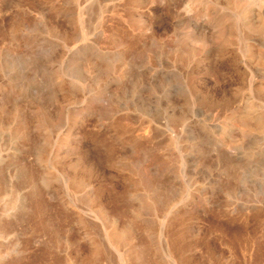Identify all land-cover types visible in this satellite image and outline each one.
I'll return each instance as SVG.
<instances>
[{
    "label": "rangeland",
    "instance_id": "1",
    "mask_svg": "<svg viewBox=\"0 0 264 264\" xmlns=\"http://www.w3.org/2000/svg\"><path fill=\"white\" fill-rule=\"evenodd\" d=\"M210 1L0 0V264H264V0Z\"/></svg>",
    "mask_w": 264,
    "mask_h": 264
},
{
    "label": "bare ground",
    "instance_id": "2",
    "mask_svg": "<svg viewBox=\"0 0 264 264\" xmlns=\"http://www.w3.org/2000/svg\"><path fill=\"white\" fill-rule=\"evenodd\" d=\"M211 1H213V0H211ZM211 1H210V2H211ZM216 1H217V0H216ZM218 1H219V0H218ZM208 2H209V1H208ZM227 2H229V0H228ZM234 2H235V1H234ZM229 3L231 4V1H230ZM210 4H211V3H210ZM224 4H225V3H224ZM217 5H218V4H217ZM238 5H239V4H238ZM238 5H237V6H234V7L232 6L233 9H231V10H232V11L236 10L237 13H241ZM215 6H216V5H215ZM218 6H219V5H218ZM224 6H225V5H224ZM227 6H228V3H227ZM220 7H221V6H220ZM240 8H241V7H240ZM243 11H244V10H243ZM242 15H243V14H242ZM245 15H247V14H244L243 16L245 17ZM255 18H256V17H255ZM226 19H227V18H226ZM246 22H247V21H246ZM260 23H262V22H260ZM262 24L264 25V22H263ZM255 25H256V23H255ZM259 25H260V26H259ZM259 25H258V26H255V27H252V26H249V25H248V27H247L246 25H244V26L247 27L248 30H250V31H251V30H254V31H256V32H257L258 30H259V31H262V30L264 31V27H263L261 24H259ZM245 27H244V29H247V28H245ZM244 29H243V30H244ZM250 31H249V32H250ZM222 33H224V32L222 31V32H221V35H219V36L217 35V36L220 38V41H221V45H222V46L227 45L229 42L232 43L233 41H234V44H235L236 39H234L233 41H232V40H229V38H227V37H226L225 35H223ZM245 33H246V32H244V35H245ZM251 33H252L253 35L256 34V33L254 34L253 32H251ZM246 34H247V33H246ZM259 34H261V33H259ZM257 36H259V35H257ZM242 37H243V36H242ZM219 38H218V39H219ZM248 38H249V37H248ZM253 38H254V37H253ZM243 40H244V39H243ZM256 40H257V39H256ZM245 41H246V40H245ZM250 42H251V41H250ZM250 42H249V43H250ZM231 43H230V45H231ZM232 44H233V43H232ZM251 44H252V43H251ZM253 45H254V44H253ZM253 45H251V46L254 47ZM249 46H250V44L248 45V47H249ZM255 46H256V45H255ZM256 47H257V46H256ZM223 49H224V48H223ZM219 50H220V49H219ZM253 50H254V49H253ZM223 52H224V51H223ZM251 52H252V51H251ZM251 52H250V53H251ZM221 53H222V49H221ZM226 53H228V52H226ZM226 53H225V54H226ZM223 54H224V53H223ZM228 54H229V53H228ZM232 54H233V53H232ZM252 54H253V52H252ZM226 55H227V54H226ZM229 55H230V54H229ZM233 56H234V54H233ZM230 57H231V56H230ZM234 57H235V56H234ZM235 58H236V57H235ZM237 59H238V58H237ZM234 62H235V61H234ZM234 62H233V63H234ZM229 65H230V64H229ZM233 67H234V66H233ZM235 67H236V66H235ZM236 71H237V70H236ZM258 89H261V88H258ZM236 91H237V90H236ZM255 91H256V90H255ZM258 91H259V90H258ZM235 98H236V97H234V99H235ZM261 122H262V121H261ZM25 123H26V122H25ZM26 124H27V123H26ZM25 126H27V125H24V127H25ZM263 126H264V125H263ZM258 127H260V125H259ZM27 128H28V127H27ZM262 128H263V127H262ZM25 131H26V130H25ZM20 132H21V131H20ZM27 135H28V133H27ZM21 136H24V135L21 134ZM23 138H24V137H23ZM87 155H88V154H87ZM88 157H89V156H88ZM80 158H81V157H80ZM84 158H85V157H84ZM82 159H83V157H82ZM88 160H89V159H88ZM89 161H90V160H89ZM76 163H77V162H76ZM81 163H82V162H81ZM86 163H87V162H86ZM84 164H85V163H84ZM87 165H88V164H87ZM80 166H82V164H81ZM82 168L85 169L86 167L82 166L81 169H82ZM86 169H88V168H86ZM79 170H80V169H79ZM79 170H78V171H79ZM90 170H91V169H90ZM86 171H87V170H85V172H86ZM85 172H84V174H83L84 176H85V174H86ZM77 173H78V172H76L75 170H73V171H72V174H71V177H70V175L67 173L68 176H69V178H70V180H69V184H70L72 187L77 186V188H78V186H80V188H81L82 182L80 181V178H81L82 176L79 177L78 175H80V174H77ZM79 173H80V172H79ZM65 175H66V174H65ZM89 175H90V174H89ZM86 177H87V176H86ZM86 177H84V178H86ZM66 178H67V177H66ZM67 179H68V178H67ZM82 180H83V179H82ZM85 180H86V179H85ZM85 180H84V181H85ZM150 180H151V179H150ZM150 180H148V181H150ZM67 182H68V181H67ZM152 182H155V181H152ZM152 182H150V183H152ZM156 182H157V181H156ZM163 182H165L166 184L163 183ZM83 183H84V182H83ZM85 183H86V182H85ZM157 183H158V182H157ZM157 183H156V184H157ZM161 183H162V184H160V182H159L158 186H157V185H153V184H151V188L149 187V188H150L149 191H150V194H151V196H152L151 198H152V200H153V202H151V204H156V203L159 204V203L163 200L162 198H163V196H164V195H163L164 192H162V190H163V188L167 185V182H166V180L164 179V181H161ZM164 184H165V186H164ZM83 185H84V184H83ZM85 185H86V184H85ZM85 185H84V186H85ZM67 186H69V185H67ZM88 186H89V184H88ZM88 186H85V188H87ZM163 186H164V187H163ZM77 188H73V189H77ZM71 189H72V188H71ZM83 189H84V188H83ZM89 189H90V188H89ZM143 189H144V188H143ZM165 189H166V188H165ZM90 190H91V189H90ZM90 190H89V191H90ZM31 191H32V190H31ZM35 191H36V190H35ZM73 191H74V190H73ZM77 191H78V189H77ZM79 191H80V189H79ZM144 191H145V190H144ZM86 192H88V191H85V194H86ZM28 193H29V192H28ZM77 193H78V192H77ZM145 193H146V192H145ZM37 194H38V193L36 192V195H37ZM94 194H95V193H94ZM150 194H149V195H150ZM166 194H167V191H166ZM22 195H23V194H22ZM32 195H33V194L31 193V196H32ZM38 195H39V194H38ZM38 195H37V196H38ZM86 195H87V194H86ZM86 195H85V196H86ZM92 195H93V194H92ZM143 195H144V197H145V194H143ZM167 195H168V194H167ZM167 195H165V196H167ZM27 196H28V195H27ZM83 196H84V195H83ZM94 196H95V195H93V198H94ZM147 196H148V195H147ZM28 197H29V196H28ZM73 197H74V196H73ZM96 197H97V196H96ZM32 198H33V197H32ZM34 198H35V195H34ZM34 198H33V199H34ZM87 198H88V196H87ZM151 198H150V199H151ZM23 199H24V198H23ZM85 199H86V198L84 197V200H83L84 202H85ZM88 199H89V198H88ZM94 199H95V198H94ZM164 199H165V198H164ZM25 200L27 201L28 199H25ZM29 200H30V199H29ZM29 200H28V201H29ZM31 200H32V199H31ZM31 200H30V202L32 203ZM35 200H36V199H35ZM95 200H97V198H96ZM95 200H94V201H95ZM143 200H144V199H142V201H143ZM167 200H169V199H167ZM86 201H88V200L86 199ZM91 201H93V199H92ZM142 201H141V202H142ZM150 201H151V200H150ZM170 201H172V200H170ZM23 202H24V201H23ZM30 202H27V203L30 204ZM98 202H99V201H98ZM148 202H149V199H148ZM166 202H167V201H166ZM166 202H165V205H166ZM92 203L96 204L95 202H91V205H92ZM23 204H24V203H23ZM28 204H27V205H28ZM142 204H144V203H142ZM158 204H157V207L159 208V211H160L161 208L158 206ZM160 204H161V203H160ZM9 205H10V204H9ZM24 205H25V204H24ZM24 205H23V207H26V208H27V206H24ZM84 205H89V204L86 203V204H84ZM98 205H99V203H98ZM151 206H152V205H151ZM161 206H162V205H161ZM166 206H167V205H166ZM7 207H9V206L7 205L6 208H7ZM29 207H32V205H30ZM29 207H28V209H29ZM91 207H92V209H93V206H91ZM169 207H171V205H169ZM4 208H5V207H4ZM34 208H35V207H34ZM86 208H87V207H86ZM155 208H156V207H155ZM171 208H172V207H171ZM171 208H170V209H171ZM173 208H174V207H173ZM8 209H9V208H8ZM23 209H24V208H23ZM84 209H85V206H84ZM142 209H143V208H142ZM148 209H149V208H148ZM148 209H147V210H148ZM11 210H12V209H11ZM29 210H31V209H29ZM29 210H28V211H29ZM32 210H33V207H32ZM85 210H86V212H87V209H85ZM97 210H100V209L97 208ZM155 210H156V209H155ZM26 211H27V210H26ZM83 211H84V210H83ZM95 211H96V210H95ZM101 211H102V210H101ZM136 211H137V210H136ZM157 211H158V210H157ZM161 211H162V209H161ZM161 211H160V213H159V212H158V213L161 214ZM166 211H168V210H166ZM4 212H5V211H4ZM86 212H85V213H86ZM89 212H90V211H89ZM92 212H93V210H92ZM92 212H91V213H92ZM139 212H141V211H139ZM151 212H152V211H151ZM162 212H164V211H162ZM174 212H177V211H174ZM2 213H3V212H2ZM170 213H171V212H170ZM177 213H178V212H177ZM3 214H4V213H3ZM9 214H10V213H9ZM155 214H156V213H155ZM168 214H169V213H168ZM11 215H12V214H11ZM21 215H22V214H21ZM21 215H20V216H21ZM23 215H25V214H23ZM91 215H92V214H91ZM91 215L89 214L90 217H92ZM98 215H99V213H98ZM157 215H158V214H157ZM12 216H13V215H12ZM12 216H11V218H8V219L12 220V219H13ZM16 216H17V215H16ZM87 216H88V215H87ZM134 216H135V215H134ZM134 216H133V218H132L133 220H134ZM173 216H174V215H173ZM176 216H177V215H176ZM7 217H8V216H7ZM9 217H10V216H9ZM28 217H29V215H28ZM102 217H103V216H102ZM135 217H136V219H137V216H135ZM14 218H16L15 215H14ZM138 218H139V215H138ZM16 219H18V217H17ZM85 219H86V218H85ZM87 219L89 220V217H87ZM101 219H102V218H101ZM168 219L170 220L169 217H168ZM1 220H2V219H1ZM88 220H86V221H88ZM138 220H139V219H138ZM140 221H141V220H140ZM172 221H173V220H172ZM13 222H15V220H14ZM88 222H89V221H88ZM131 222H132V221H131ZM133 222H135V221H133ZM16 223H17V222H16ZM138 223H140V222L138 221ZM86 224H87V226L89 227L90 222H89V224H88V223H86ZM104 225H105V224H104ZM128 225H129V224H128ZM163 225H164V223H163ZM165 225L167 226V224H165ZM170 225H171V223L169 224V226H170ZM85 226H86V225H85ZM87 226H86V227H87ZM131 226H132V225H131ZM140 226H141V225H139L138 227H140ZM3 227H5V226H3ZM165 228H166V227H165ZM174 228H175V227H174ZM1 229H2V228H1ZM84 229H85V228H84ZM126 229L129 230L130 228H126ZM143 229H144V228H143ZM167 229H169V228L167 227ZM106 230H107V229H106ZM165 230H166V229H165ZM165 230H164V232L167 231V230H166V231H165ZM85 231H86V230H85ZM87 231H88V230H87ZM90 231H91V230H90ZM90 231H89V232H90ZM109 231H110V230H109ZM130 231H131V230H130ZM162 231H163V230H162ZM2 232H3L2 234H4V230H3ZM41 232H42V231H41ZM168 232H169V231H168ZM45 233H46V232H45ZM120 233H121V232H120ZM126 233H127V232H126ZM84 234H86V232H85ZM90 234H91V233H90ZM90 234H89V235H90ZM127 234H128V233H127ZM131 234H132V233H131ZM131 234L128 235V236H131ZM139 234H140V233H139ZM167 234H169V233H167ZM106 235H107V234H106ZM161 235H162V234H161ZM165 235H166V234H165ZM126 236H127V235H126ZM87 237H88V234H87ZM105 237H106V236H105ZM105 237H103V238H105ZM131 237H132V236H131ZM88 238H89V237H88ZM88 238H87V240L90 239V238H89V239H88ZM129 238H130V237H129ZM133 238L135 239V237H133ZM118 239L121 240V239H122V236H121V238H120V237H117V235H116V236L113 235V236H111V237H110V235H109L108 243H109L110 245L112 244L113 246L115 245V247H116V244H117ZM124 239H125V238H124ZM145 239H146V237H145ZM90 240H93V239H90ZM90 240H89V242H91ZM126 240H127V239H125V241H126ZM128 240H130V239H128ZM142 240H143V238H142ZM84 241H85V240H84ZM102 241H103V240H102ZM106 241H107V239H106ZM130 241H131V240H130ZM136 241H137V238H136ZM144 241H145V240H144ZM52 242H53V241H52ZM92 242H93V241H92ZM120 242H123V241H120ZM120 242H119V243H120ZM127 242H129V241H127ZM133 242H134V241H133ZM141 242H142V241L138 242L139 245H142ZM149 242H150V241H148V242H146V243L148 244ZM168 242L171 243V242L168 240V238H166V236L163 237V240H162V243H163V244H162V246H163V250H164V252L166 253V257L169 258L168 261H166V259H164V260L167 262V264H168V263H169V264H176V262H175V260H174V255H173L172 252H171V251H173V250H171V248H173V247L170 248V246H169L170 244H169ZM175 242H176V241H175ZM178 242H179V241H178ZM84 243H85V242H84ZM105 243H106V242H105ZM105 243L103 242V246H104ZM108 243H107V245L105 244V247L107 246V248H108ZM51 244L55 245L56 243L54 242V243H51ZM85 244H86V243H85ZM120 244H121V243H120ZM130 244L133 245V243H131V242H130ZM147 244H144V243H143V247H141V246H139V245L137 244V246H139V249L136 248L137 251L135 250V251H136V252L134 251L135 253H133V251H131V253H133V255L130 253L131 256L128 254V255H129V258L131 257V258H130V259H131V262L136 263V264H151L150 262H152L153 264H162L161 262L156 261V260H157L156 258L158 257V254H157V257H156L155 254H154V256H155L156 258H154V256L151 254V253H154V251L151 252L152 249H151V247H149V246L151 245V243H150L149 246H148ZM171 244H172V243H171ZM122 245H123V243H122ZM124 245H125V243H124ZM19 246H20V245H19ZM50 246H51V245H50ZM56 246H58V245H55L54 247L56 248ZM87 246H88V245H86V247H87ZM133 246H134V245H133ZM137 246H136V243H135V246H134V247H137ZM171 246H172V245H171ZM52 247H53V246H52ZM86 247H85V248H86ZM93 247H94V246H93ZM96 247H98V246H96ZM96 247H95V248H96ZM124 247H125V246H124ZM134 247L131 248V247L128 246V247L125 248V249L127 250V249L129 248L130 250H133ZM153 247H154V246H153ZM88 248H89V247H87V249H88ZM91 248H92V247H91ZM107 248H105V249H107ZM116 248L119 249L120 247H116ZM15 249H16V248H15ZM17 249H19V248H17ZM98 249H99V247H98ZM88 250H89V249H88ZM109 250H110V249H109ZM120 250H121V249H120ZM122 250H123V249H122ZM153 250H155V249H153ZM157 250L159 251V254H160V250H159V249H157ZM174 250H175V248H174ZM16 251H18V250H16ZM20 251H21V250H20ZM84 251L86 252V250H84ZM84 251H83V253H85ZM97 251H101V249H100V250H96V252H97ZM106 251H107V250H106ZM123 251H124V250H123ZM128 251H129V250H128ZM158 251H157V252H158ZM51 252H52V251H51ZM87 252H89V251H87ZM91 252H92V254H93V253L95 254V249H94V251H91ZM91 252H90V254H89V259H90V255L92 256ZM103 252H104V251H103ZM107 252H108V251H107ZM107 252H106V253H107ZM157 252H156V253H157ZM161 252H163V251L161 250ZM13 253H14V252H13ZM16 253H17V252H16ZM101 253H102V252L97 253V255H98V254H101ZM102 254H104V253H102ZM121 255H123V254H121ZM126 255H127V254H125V256H126ZM151 255H152V257H153L154 259L151 257ZM163 255H164V254H163ZM86 256H88V255H85V257H86ZM177 256H178V255H177ZM83 257H84V255H83ZM85 257H84V258H85ZM92 257H93V256H92ZM95 257H96V255H95ZM122 257H123V256H122ZM160 257H161V254H160ZM86 258H87V257H86ZM86 258H85V259H86ZM118 258H119V256H118ZM164 258H165V257H164ZM175 258H176V256H175ZM85 259H84V260H85ZM158 259H159V258H158ZM84 260H83V261H84ZM90 260H92V259H90ZM119 260H121V259H119ZM124 260H125V259H124ZM126 260H127V259H126ZM122 261H123V260H122ZM86 262L88 263V260H86ZM86 262H85V264H86ZM126 262H127V261H126ZM121 263H123V262H121ZM179 263H180V262H179ZM89 264H90V263H89ZM164 264H165V262H164ZM181 264H182V261H181Z\"/></svg>",
    "mask_w": 264,
    "mask_h": 264
}]
</instances>
